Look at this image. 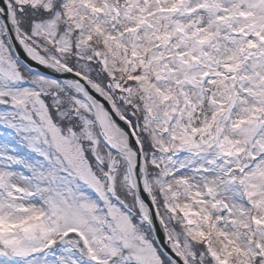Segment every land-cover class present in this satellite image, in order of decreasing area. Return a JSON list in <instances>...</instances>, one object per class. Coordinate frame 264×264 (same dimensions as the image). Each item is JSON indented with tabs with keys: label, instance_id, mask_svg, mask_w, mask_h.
<instances>
[{
	"label": "rangeland",
	"instance_id": "obj_1",
	"mask_svg": "<svg viewBox=\"0 0 264 264\" xmlns=\"http://www.w3.org/2000/svg\"><path fill=\"white\" fill-rule=\"evenodd\" d=\"M7 1L14 19L43 5L15 20L40 60L141 106L149 187L189 263L264 264V0ZM65 87L17 62L0 21V264H168L127 163Z\"/></svg>",
	"mask_w": 264,
	"mask_h": 264
},
{
	"label": "water",
	"instance_id": "obj_2",
	"mask_svg": "<svg viewBox=\"0 0 264 264\" xmlns=\"http://www.w3.org/2000/svg\"><path fill=\"white\" fill-rule=\"evenodd\" d=\"M0 18L6 27L7 37L14 53L25 67L29 68L33 72L42 73L75 85L85 91L95 106V109L100 111V113L104 115L112 126L123 133L126 137L128 148L134 155L132 172L135 180V187L137 194L149 216L148 223L151 226L158 243L167 256L175 264H187L185 258L176 250V247L167 235L163 222L157 213L151 192L146 186L143 171L142 152L130 123L118 114L112 102L91 81L64 66L44 63L32 56L23 45L22 40L16 32L15 23L12 20L6 0H0ZM251 61L252 57H249L246 63L249 65L251 64ZM99 130L105 144L114 149V146L108 136L101 128H99Z\"/></svg>",
	"mask_w": 264,
	"mask_h": 264
},
{
	"label": "trees",
	"instance_id": "obj_3",
	"mask_svg": "<svg viewBox=\"0 0 264 264\" xmlns=\"http://www.w3.org/2000/svg\"><path fill=\"white\" fill-rule=\"evenodd\" d=\"M44 13V7L43 5H28L24 8L23 11H18V17L20 19V24L22 26V28H24L23 24L26 25V28H29L30 24H32V22L36 19L37 16H42V14ZM25 30V28H24ZM27 31V29H26ZM99 56V55H98ZM99 58V57H97ZM67 65H69L70 67L76 69V70H80L81 72H84L86 74H88L86 71H83L81 69H79L76 64H74L71 61L66 60ZM90 76V75H89ZM91 77V76H90ZM93 78V77H91ZM132 105L135 108V113L131 114V113H124L123 109L119 106L120 110L122 111V113L132 122L133 126L135 129L138 128V131L140 133V136L142 137V145L143 147L146 149L147 148V142H146V138L144 139V136L146 135L143 131H142V112H141V106L139 107L138 102L132 100ZM144 154H145V150H144ZM146 165H147V172H148V176L150 181L152 180V174H153V170L151 168L150 165V160L146 157ZM157 196V193H156ZM158 199V197H157ZM160 203V207L161 210L164 212V208L166 205H164V201L159 200ZM163 204V205H161ZM207 264V263H206Z\"/></svg>",
	"mask_w": 264,
	"mask_h": 264
},
{
	"label": "bare ground",
	"instance_id": "obj_4",
	"mask_svg": "<svg viewBox=\"0 0 264 264\" xmlns=\"http://www.w3.org/2000/svg\"><path fill=\"white\" fill-rule=\"evenodd\" d=\"M110 2L113 6H119V3L117 0H107ZM40 59V58H39ZM96 111V119L100 127L104 130L110 141L112 142L114 149L117 150L120 154H122L125 159L129 162V164L132 166L134 162V155L128 148V145L126 143L125 136L122 132L117 130L114 126H112L108 120L104 117L100 111Z\"/></svg>",
	"mask_w": 264,
	"mask_h": 264
}]
</instances>
